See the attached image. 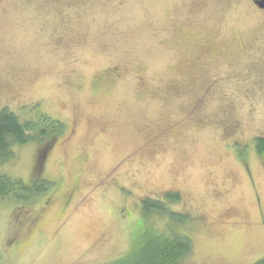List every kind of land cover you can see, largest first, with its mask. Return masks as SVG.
Instances as JSON below:
<instances>
[{"label": "rangeland", "instance_id": "obj_1", "mask_svg": "<svg viewBox=\"0 0 264 264\" xmlns=\"http://www.w3.org/2000/svg\"><path fill=\"white\" fill-rule=\"evenodd\" d=\"M5 107L65 130L42 164L52 136L35 133L0 163L28 187L50 182L0 197V264H108L147 233L189 238L181 264L264 258V11L252 0H0Z\"/></svg>", "mask_w": 264, "mask_h": 264}, {"label": "trees", "instance_id": "obj_2", "mask_svg": "<svg viewBox=\"0 0 264 264\" xmlns=\"http://www.w3.org/2000/svg\"><path fill=\"white\" fill-rule=\"evenodd\" d=\"M65 126L59 120H54L49 116L42 115L37 120L22 121L19 116L9 110L7 107L0 111V163L6 162L13 158L14 146L26 143L31 133L34 136L43 137L44 135L52 136L43 145L40 154V164L43 161L46 152L53 146L58 135L63 133ZM257 141L261 144L259 152L264 151V139L259 138ZM50 182H39L34 187L26 186L22 180L13 179L10 176L0 173V197H6L16 194L19 197H25L29 193L40 194L49 189ZM18 192H22L18 194ZM168 199L179 201L181 195L177 192L168 191ZM24 197V198H25ZM147 211H165L166 206L158 200L147 198ZM175 215V214H173ZM176 216V215H175ZM177 217V216H176ZM193 248L192 241L186 237H167L155 233H147L145 242L139 249H136L127 256L116 259L108 264H181L182 258L188 255ZM255 264H264V258Z\"/></svg>", "mask_w": 264, "mask_h": 264}, {"label": "water", "instance_id": "obj_3", "mask_svg": "<svg viewBox=\"0 0 264 264\" xmlns=\"http://www.w3.org/2000/svg\"><path fill=\"white\" fill-rule=\"evenodd\" d=\"M256 4L260 7L264 9V0L262 1H256Z\"/></svg>", "mask_w": 264, "mask_h": 264}, {"label": "flooded vegetation", "instance_id": "obj_4", "mask_svg": "<svg viewBox=\"0 0 264 264\" xmlns=\"http://www.w3.org/2000/svg\"><path fill=\"white\" fill-rule=\"evenodd\" d=\"M253 2H254V4L256 5V7L258 8V9H260L261 10V12H263L264 11V9L263 8H260L257 4H256V1H262V0H252ZM262 222V221H261Z\"/></svg>", "mask_w": 264, "mask_h": 264}]
</instances>
